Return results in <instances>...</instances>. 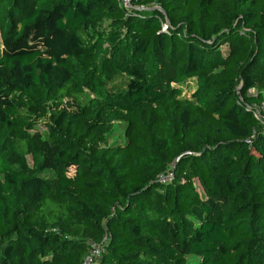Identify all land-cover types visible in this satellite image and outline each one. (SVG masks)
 I'll list each match as a JSON object with an SVG mask.
<instances>
[{
  "label": "trees",
  "instance_id": "trees-1",
  "mask_svg": "<svg viewBox=\"0 0 264 264\" xmlns=\"http://www.w3.org/2000/svg\"><path fill=\"white\" fill-rule=\"evenodd\" d=\"M121 1L0 0V264H264V0Z\"/></svg>",
  "mask_w": 264,
  "mask_h": 264
},
{
  "label": "rangeland",
  "instance_id": "rangeland-1",
  "mask_svg": "<svg viewBox=\"0 0 264 264\" xmlns=\"http://www.w3.org/2000/svg\"><path fill=\"white\" fill-rule=\"evenodd\" d=\"M128 7H131L130 4ZM136 8H145L144 7H136ZM237 47L236 41H228L227 43H224L223 45V51L225 54H231ZM3 44H2V36H1V30H0V53L2 51ZM161 79L165 84H174L173 81H171V73L170 68L168 65L165 66V68L161 72ZM198 83L195 79L188 80L186 82H183L180 87L183 90L184 95L190 96L197 88ZM253 92V91H252ZM87 101V99H84L83 102ZM67 107L75 108L76 102L73 100H66ZM262 110V105L259 107ZM264 113V108H263ZM47 118H41L36 121L35 128L30 130V134L34 136L36 140H42L45 133L47 132L48 128L46 126ZM126 128L127 123L124 120H116L113 125V130L107 135V141L110 145H118L122 144L126 141ZM12 160H17L22 163V165L25 168H32L34 164V159L32 155H26L25 157H17L13 156ZM73 171V168L70 170V172ZM170 176V175H169ZM196 184L200 191H202V187L198 181H196ZM15 247V253H14V262L15 264H34L30 258L27 256V251L25 244L22 241H17L14 244ZM200 258L196 255H189L188 256V262L190 264H199ZM99 264H113L112 260L108 258L105 255V252H103L101 258L98 259ZM53 264H62L59 261H55Z\"/></svg>",
  "mask_w": 264,
  "mask_h": 264
},
{
  "label": "built area",
  "instance_id": "built-area-1",
  "mask_svg": "<svg viewBox=\"0 0 264 264\" xmlns=\"http://www.w3.org/2000/svg\"><path fill=\"white\" fill-rule=\"evenodd\" d=\"M124 6L128 7L131 0H122L121 1ZM263 108H264V102L262 104V110L260 108L255 109V114L259 118L263 120L264 123V113H263ZM103 252H105L104 245L101 243H92V246L90 247L89 253L84 259V264H99L98 259L101 258Z\"/></svg>",
  "mask_w": 264,
  "mask_h": 264
}]
</instances>
